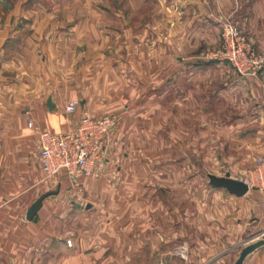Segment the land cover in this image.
Listing matches in <instances>:
<instances>
[{"label": "crops", "instance_id": "0c3cea01", "mask_svg": "<svg viewBox=\"0 0 264 264\" xmlns=\"http://www.w3.org/2000/svg\"><path fill=\"white\" fill-rule=\"evenodd\" d=\"M158 1L0 0V264H234L260 239L264 190L209 175L264 156V74L213 57L227 17L264 56V0ZM103 114L98 172L45 184L39 134Z\"/></svg>", "mask_w": 264, "mask_h": 264}, {"label": "built area", "instance_id": "2783aa9c", "mask_svg": "<svg viewBox=\"0 0 264 264\" xmlns=\"http://www.w3.org/2000/svg\"><path fill=\"white\" fill-rule=\"evenodd\" d=\"M221 38V47L213 54L215 59L227 61L241 76L264 74V56L228 17L222 22ZM78 104V100L71 101L67 111L74 112ZM29 125H33L32 120ZM114 127V118L103 114L84 116L69 131H42L37 145V156L44 173L42 181L49 184L61 173L70 177L95 175L105 157L106 137ZM243 181L250 189L264 190V156L256 159ZM256 237L264 238V231Z\"/></svg>", "mask_w": 264, "mask_h": 264}, {"label": "water", "instance_id": "95a60500", "mask_svg": "<svg viewBox=\"0 0 264 264\" xmlns=\"http://www.w3.org/2000/svg\"><path fill=\"white\" fill-rule=\"evenodd\" d=\"M48 103L50 106H52L51 99H49ZM209 178L211 184L219 187H225L230 193L235 194L237 196H243L250 190V187L246 182L231 177L229 173H226L224 176L210 174ZM57 193L58 190L47 191L43 193L28 209L27 219L33 220L42 208L44 199ZM262 245H264V238H261L255 242L248 243L247 245H245L241 249L239 257L234 264H243L245 258Z\"/></svg>", "mask_w": 264, "mask_h": 264}, {"label": "rangeland", "instance_id": "374dc122", "mask_svg": "<svg viewBox=\"0 0 264 264\" xmlns=\"http://www.w3.org/2000/svg\"><path fill=\"white\" fill-rule=\"evenodd\" d=\"M157 1V3H159V1L158 0H156ZM151 6V5H150ZM149 6V7H150ZM147 11H148V8H147V5H143L142 6V9L138 12L141 16H139V18L140 17H142V15L144 14V13H147ZM137 17H138V15H137ZM215 53V52H214ZM213 53V54H214ZM256 161V160H255ZM254 164H255V162H253L251 165H249V167H247L246 169H245V177H246V173L248 172V170H250V169H252L253 167H254ZM254 189H259L258 187H255ZM261 190V189H260ZM254 238H256V236L254 237ZM260 239L262 238V237H259Z\"/></svg>", "mask_w": 264, "mask_h": 264}]
</instances>
